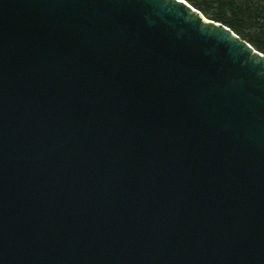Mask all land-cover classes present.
I'll use <instances>...</instances> for the list:
<instances>
[{
	"label": "water",
	"instance_id": "1",
	"mask_svg": "<svg viewBox=\"0 0 264 264\" xmlns=\"http://www.w3.org/2000/svg\"><path fill=\"white\" fill-rule=\"evenodd\" d=\"M0 264H264V52L191 0H0Z\"/></svg>",
	"mask_w": 264,
	"mask_h": 264
},
{
	"label": "trees",
	"instance_id": "2",
	"mask_svg": "<svg viewBox=\"0 0 264 264\" xmlns=\"http://www.w3.org/2000/svg\"><path fill=\"white\" fill-rule=\"evenodd\" d=\"M264 52V0H191Z\"/></svg>",
	"mask_w": 264,
	"mask_h": 264
}]
</instances>
